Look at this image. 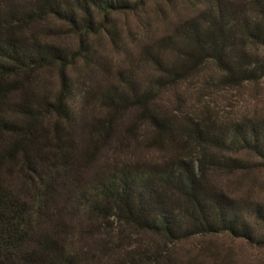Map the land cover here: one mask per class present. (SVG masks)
Returning <instances> with one entry per match:
<instances>
[{"label":"rangeland","instance_id":"rangeland-1","mask_svg":"<svg viewBox=\"0 0 264 264\" xmlns=\"http://www.w3.org/2000/svg\"><path fill=\"white\" fill-rule=\"evenodd\" d=\"M229 1L250 13L264 8V0ZM135 4L100 14L94 31H74L55 18L27 28L73 56L67 71L74 84L76 148L69 163L58 162L64 180L47 228L81 264H264V243L227 231L174 238L124 217L111 201L99 211L80 196L122 168L147 171L186 158L199 172L203 166L208 187L235 198L253 224V209L264 205V161L231 141L236 124L264 120V73L238 83L213 57L182 54L195 49L183 28L206 7L203 0ZM249 50L264 66V46ZM59 70L54 65L34 72L32 89L55 97ZM58 119L50 113L40 120L46 148L54 146ZM7 175L14 186L30 184L18 168Z\"/></svg>","mask_w":264,"mask_h":264},{"label":"trees","instance_id":"trees-1","mask_svg":"<svg viewBox=\"0 0 264 264\" xmlns=\"http://www.w3.org/2000/svg\"><path fill=\"white\" fill-rule=\"evenodd\" d=\"M203 1L206 7L183 28L195 49L182 50V54L213 57L238 83L260 79L264 66L249 46H264V8L250 13L229 0ZM136 2L30 0L20 5L0 0V264H81L46 224L64 180L58 162L69 163L76 148L74 84L67 71L73 56L56 41L27 33V28L55 18L74 31H94L100 14L131 9ZM54 65L60 67L58 94L51 97L33 90L31 75ZM50 113L59 119L54 123V146L46 148L39 123ZM231 141L253 150L264 161V120L236 124ZM17 168L29 186L11 184L7 173ZM200 170L186 158L147 171L122 168L97 179L80 196L99 211L105 209L104 202L111 201L124 217L174 238L227 231L264 243V205L258 203L253 209V224L235 198L208 187L203 166ZM174 196L185 198L186 204L180 205Z\"/></svg>","mask_w":264,"mask_h":264}]
</instances>
